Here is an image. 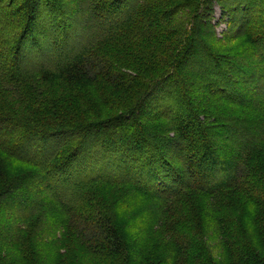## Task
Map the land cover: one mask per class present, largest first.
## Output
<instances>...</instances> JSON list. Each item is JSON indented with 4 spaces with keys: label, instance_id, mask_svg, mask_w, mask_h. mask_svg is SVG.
<instances>
[{
    "label": "trees",
    "instance_id": "1",
    "mask_svg": "<svg viewBox=\"0 0 264 264\" xmlns=\"http://www.w3.org/2000/svg\"><path fill=\"white\" fill-rule=\"evenodd\" d=\"M167 1L0 0V264H264V0Z\"/></svg>",
    "mask_w": 264,
    "mask_h": 264
},
{
    "label": "rangeland",
    "instance_id": "2",
    "mask_svg": "<svg viewBox=\"0 0 264 264\" xmlns=\"http://www.w3.org/2000/svg\"><path fill=\"white\" fill-rule=\"evenodd\" d=\"M184 0H170V1H167L163 4V6L165 5V7H170L171 4H174V3H177V2H182ZM219 1V2H218ZM224 0H213L212 1V18H213V23H215V28H216V35L217 37H219L221 40H223L225 37H227L229 35V33L232 31V27L229 25V22H227V17L225 16L224 13H222V9H221V6L219 3H222ZM256 1L258 2V0H253V4L252 6L253 7H259L258 3H256ZM161 6V7H163ZM160 7V6H159ZM70 9V8H69ZM74 14L76 15L77 13H79V8H77V10H73ZM55 13H57L56 17L57 19H60V25H66L67 23H69V17L72 13V11H67L66 9L64 11H59V10H56ZM179 16H182L179 14ZM183 18V17H182ZM179 19V22H181L179 24V26L181 24L184 23V20L182 21L181 17H178ZM188 22V20L185 21L184 25ZM171 25V24H170ZM152 38V37H151ZM82 41V40H80ZM158 42L154 39V40H151L150 37H145L144 39H142L141 41H139V47H140V52L138 54H141L142 55V58L143 59H146L148 60L147 56L151 54V56L154 54H157L159 53L158 49H159V46H158ZM136 52L135 49H134V52L131 53L132 56V59L133 61L136 63L135 59L138 57L136 56ZM145 55H146V58H145ZM155 57V56H154ZM146 65H147V62H146ZM157 98V97H156ZM117 100V99H116ZM123 103V102H122ZM125 104H123L124 106ZM122 104L118 105V108H115L112 110L113 113H117L118 111H120L122 109ZM138 126V124H137ZM103 186V185H102ZM100 191H99V194L100 195H104V199H105V202L108 200H113L115 198H118V187L117 186H103V187H100L99 188ZM79 237V234L78 232H71L70 236L68 237V242H71L73 241V244L74 246L77 245V239H81L78 238ZM71 254L75 255V252L73 251ZM70 259L68 258V260H65V262H69Z\"/></svg>",
    "mask_w": 264,
    "mask_h": 264
}]
</instances>
